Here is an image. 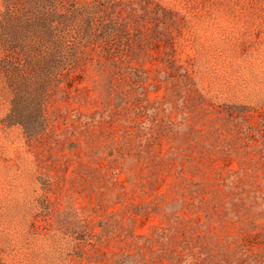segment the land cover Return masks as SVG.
Returning a JSON list of instances; mask_svg holds the SVG:
<instances>
[{"label":"rangeland","instance_id":"obj_1","mask_svg":"<svg viewBox=\"0 0 264 264\" xmlns=\"http://www.w3.org/2000/svg\"><path fill=\"white\" fill-rule=\"evenodd\" d=\"M0 264H264V0H0Z\"/></svg>","mask_w":264,"mask_h":264}]
</instances>
